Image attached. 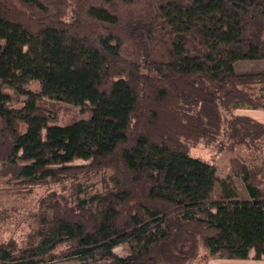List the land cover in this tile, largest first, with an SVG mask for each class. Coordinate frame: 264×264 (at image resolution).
Listing matches in <instances>:
<instances>
[{
    "label": "trees",
    "instance_id": "trees-1",
    "mask_svg": "<svg viewBox=\"0 0 264 264\" xmlns=\"http://www.w3.org/2000/svg\"><path fill=\"white\" fill-rule=\"evenodd\" d=\"M258 61L264 0H0V177L49 187L0 264L264 257V159L219 179L189 156L264 149V124L235 113L264 112V67L236 69ZM56 104L89 117L55 125Z\"/></svg>",
    "mask_w": 264,
    "mask_h": 264
},
{
    "label": "rangeland",
    "instance_id": "rangeland-1",
    "mask_svg": "<svg viewBox=\"0 0 264 264\" xmlns=\"http://www.w3.org/2000/svg\"><path fill=\"white\" fill-rule=\"evenodd\" d=\"M255 67H264V61L239 63L236 69L239 71H247ZM31 90H38L37 84L30 86ZM259 94L264 97V86L257 85ZM22 104L16 105L21 107ZM58 112V119L55 125H62L64 121H68L75 117L77 119H87L88 113H78L79 108L70 105H53ZM248 109L242 108L235 110L236 114L245 115ZM189 156L198 158L207 164L215 166L216 175L219 179H223L228 174L229 160L235 156L239 158H250L255 163L264 159V149L260 150H247L241 146H238L232 152L219 151L217 146H213L208 149L205 148L202 143L195 146H190ZM87 161H83L78 158H72L68 162L70 165H84ZM101 172L97 173L91 178V182H97L101 176ZM236 188L240 186L236 183ZM14 183L6 182V180L0 177V243H6L8 241H14L18 246L25 245L27 237L33 226V218L36 215L38 201L48 193L49 187L41 186L35 187L32 192H22V189H18L13 185ZM90 184V182L88 183ZM96 188H100L99 183H96ZM264 190L263 184L261 185ZM218 191V186L215 188V192ZM114 253L118 256L127 254L125 246L121 245L116 247ZM68 261L55 262L53 264H67Z\"/></svg>",
    "mask_w": 264,
    "mask_h": 264
},
{
    "label": "crops",
    "instance_id": "crops-1",
    "mask_svg": "<svg viewBox=\"0 0 264 264\" xmlns=\"http://www.w3.org/2000/svg\"><path fill=\"white\" fill-rule=\"evenodd\" d=\"M247 116L253 118L254 120L264 124V112L260 110H249L245 112ZM238 184V182H236ZM240 187L237 188L238 193L241 198L249 199V196L246 190L243 189L241 184H238ZM259 190V189H258ZM261 191L262 188H260ZM204 252V251H203ZM254 253L251 251L250 255L246 259H239V258H219L216 256H210L207 259L206 264H264V257L260 259H255L253 257Z\"/></svg>",
    "mask_w": 264,
    "mask_h": 264
}]
</instances>
